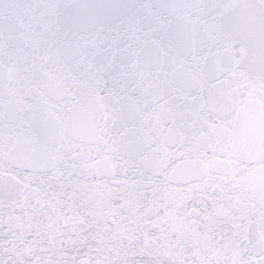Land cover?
I'll return each mask as SVG.
<instances>
[{
	"label": "snow or ice",
	"instance_id": "obj_1",
	"mask_svg": "<svg viewBox=\"0 0 264 264\" xmlns=\"http://www.w3.org/2000/svg\"><path fill=\"white\" fill-rule=\"evenodd\" d=\"M0 264H264V0H0Z\"/></svg>",
	"mask_w": 264,
	"mask_h": 264
}]
</instances>
